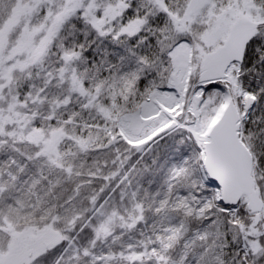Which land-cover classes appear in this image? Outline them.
<instances>
[{
    "label": "snow or ice",
    "instance_id": "obj_1",
    "mask_svg": "<svg viewBox=\"0 0 264 264\" xmlns=\"http://www.w3.org/2000/svg\"><path fill=\"white\" fill-rule=\"evenodd\" d=\"M0 264H264V0H0Z\"/></svg>",
    "mask_w": 264,
    "mask_h": 264
}]
</instances>
